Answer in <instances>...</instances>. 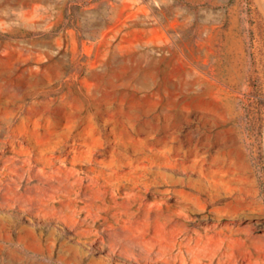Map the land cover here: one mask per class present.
<instances>
[{"label":"rangeland","instance_id":"rangeland-1","mask_svg":"<svg viewBox=\"0 0 264 264\" xmlns=\"http://www.w3.org/2000/svg\"><path fill=\"white\" fill-rule=\"evenodd\" d=\"M0 264H264V0H0Z\"/></svg>","mask_w":264,"mask_h":264}]
</instances>
